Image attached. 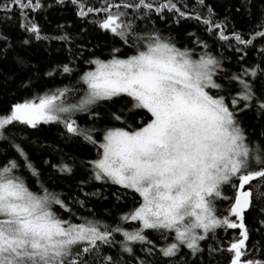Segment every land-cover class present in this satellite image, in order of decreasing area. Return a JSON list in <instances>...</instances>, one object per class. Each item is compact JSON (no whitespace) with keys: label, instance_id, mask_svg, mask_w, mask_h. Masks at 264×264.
<instances>
[{"label":"snow or ice","instance_id":"obj_1","mask_svg":"<svg viewBox=\"0 0 264 264\" xmlns=\"http://www.w3.org/2000/svg\"><path fill=\"white\" fill-rule=\"evenodd\" d=\"M70 3L77 17L118 39L120 47L111 46L107 58L93 52L99 44L87 49L81 44L75 56L67 48V62L42 71L14 52L11 38L0 32V60L13 52L15 64L28 72L18 85L26 95L0 106V157L5 158L0 163V264H164L165 259L166 264H195L178 255L181 246L192 256L200 254L204 264L201 242L209 235L215 246L208 244V264L224 252L227 264H264L253 254L264 255V245L248 249L245 243L246 211H255L254 230L264 234V124L255 140L242 124L245 112L254 111L264 121V43L256 45L257 39L264 42V7L258 23L243 33L227 30L228 16L215 21L205 0H196L195 12L177 0H98V7L86 0ZM56 5L63 7L65 0H0V18L11 20L13 9L19 13V28L28 33L21 46L33 40L67 45L73 40L64 24L56 25L60 35L50 36L28 15ZM241 7L251 14L252 0H241ZM165 10L173 14L168 23L195 20L214 33L222 46L234 50L238 71L224 67L223 60L231 57L214 55L195 33L187 34L195 37L192 47H178L173 36L155 27L153 13L166 21ZM249 48L259 60L246 66ZM77 59L83 66L70 67ZM56 73H75L76 81L71 87H36V81ZM69 96L78 99L69 102ZM41 125H58L65 143L95 149L94 158L79 161L87 176L75 180L72 195L50 190L52 177L42 179L27 150L36 145L28 131ZM53 150L60 153L53 172L72 178L77 158L59 147ZM92 181L119 186L123 192L112 193L117 201L135 194L116 223L87 207L93 196L106 199L99 189L85 191ZM223 202L229 204L227 214L219 215ZM79 210L89 214L78 215ZM129 221L136 226L126 227ZM218 229H239V235L225 249L215 239Z\"/></svg>","mask_w":264,"mask_h":264},{"label":"trees","instance_id":"obj_2","mask_svg":"<svg viewBox=\"0 0 264 264\" xmlns=\"http://www.w3.org/2000/svg\"><path fill=\"white\" fill-rule=\"evenodd\" d=\"M88 4L94 6H99L98 0H86ZM179 5L188 4V7L192 11H199V9L193 8V5L196 3V0H177ZM45 4L51 3V0H44ZM205 4L210 5L215 12V21L223 20L225 16H228L227 21V30L231 31L235 29L237 31L247 33L252 26L258 23V17L260 15V9L264 7V0H252L251 14L245 8L241 7V0H205ZM236 8H240V11L237 12ZM166 21H161L156 14L153 13V19L155 21V27L161 29L165 36L171 35L175 38L178 47H192L191 40L195 37H189L188 33H195L201 39L205 40L209 46L210 50L214 55L218 57L220 55L231 57L230 60H223V65L226 68H229L232 72L238 71V65L236 62V55L233 49L222 46L223 42L218 41L215 38L214 33L209 34L204 31V27L195 20L183 19L178 24L175 22L168 23L167 21L172 20L173 14L167 13ZM4 14L0 13V17ZM12 16L11 20L5 21L0 18V32L8 35L14 45V52L19 53L22 56H25L30 64H37L39 68L44 71L50 68L55 64L62 62H67L69 59V53L67 48H71L72 52L75 55H78L77 49L81 44L85 45V48H92L94 44H99L101 47L93 48V52L99 55L101 52L104 53L102 58H107L108 51L111 46L115 45L120 47V41L118 39H113L110 35L104 34L96 29L95 26L89 24L87 20H83L75 15V8L71 5L70 0H65V5L63 7L56 5L52 8H46L43 10H38L36 13L29 11V18L34 17L35 21L41 26L42 32L50 36L60 35V32L57 31V24H64V31L71 33L72 43L65 44L61 40H43L35 41L33 40L29 45L21 46L19 41L28 36V33L19 28V13L13 9L10 13ZM92 16L89 17L91 19ZM151 27V25H149ZM81 29H84V32H81ZM260 43H264L257 39V47ZM197 53L200 51L199 48L195 50ZM84 56L88 57L87 51L84 52ZM259 57L254 48H249L247 50V56L244 61V64L247 66L248 63L258 62ZM83 66V60L77 59L75 65H70V67L81 68ZM264 67V64L261 65ZM28 75V72L21 70L13 60V52L8 53L7 59L0 60V106L6 104L10 100H15L26 95L22 90H18V85L20 80ZM6 77H11L10 79H5ZM76 81V74L71 76L65 74L60 75L56 73L54 78L44 77L41 80L36 81V87L41 88L42 86L60 88L65 85L71 87ZM257 90H259L260 82H256ZM69 102H74L75 99H78V96L72 97L69 96ZM119 106V102L117 105ZM81 116V114H76ZM75 118V117H74ZM78 123L85 124L86 118L81 117L78 119ZM242 124L246 127L249 135L253 140L257 139L259 133L262 130V124L264 121H258L255 112H245L242 116ZM22 130V134H23ZM60 128L58 125H41L37 131H28L30 138L36 139V145L28 148V152L42 173V179L47 180L48 177H52V180L49 182L50 190H55L60 193H66L72 195L76 193L75 180L86 177L87 172L84 167L79 164L80 160H88L94 158L95 149L91 145L84 144L83 142H69L65 143L58 135ZM52 145V148L39 147V145ZM63 149V152L74 156L77 158V165L75 169V174L72 178H65L59 173L53 172L51 164L57 163L60 158V153L54 151L55 148ZM5 158L0 157V163L3 162ZM49 160L48 165H43L42 160ZM31 183V181H30ZM96 189H99L103 197L106 199L91 197L90 203L87 205L88 208H92L97 215H103L104 219L109 220L111 223H116V217L122 212L126 211L128 207H131L135 194L128 192L126 196H123L120 201L115 200L112 193L123 192L119 186L104 184L100 182L92 181L89 186L85 187L86 192H93ZM231 195V193H227ZM81 198L82 194H81ZM229 207L227 202L218 204L219 215H226L224 211ZM105 209L110 210V216L105 214ZM84 210H79L78 215H88ZM255 211H246L245 212V224L249 229V239L245 242L248 249H253V245H256L258 248L264 245V234L257 233L254 229L257 227L255 222ZM64 218H67L65 216ZM137 222H126V227H135ZM150 239L156 240L159 242V238L151 233L148 230ZM239 229H218L216 240H218L223 247L226 249L228 244L233 240L234 237H238ZM117 239H122L117 235ZM208 244H213V238L209 235L207 242H201V247L203 251V260L204 264H208ZM134 248L139 251V244L133 245ZM108 251L107 248H105ZM118 251V246L111 249V254H115ZM257 259H264V255H261L259 251L253 253ZM125 257L127 254H123ZM178 255L187 256L191 262L195 264H200L201 255L192 256L190 250L181 246V251ZM229 254L227 252L216 254L212 260V264H227ZM164 264H166V259Z\"/></svg>","mask_w":264,"mask_h":264}]
</instances>
